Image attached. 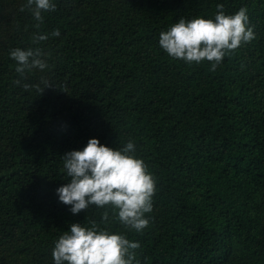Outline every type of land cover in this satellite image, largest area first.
<instances>
[{
	"label": "trees",
	"instance_id": "1",
	"mask_svg": "<svg viewBox=\"0 0 264 264\" xmlns=\"http://www.w3.org/2000/svg\"><path fill=\"white\" fill-rule=\"evenodd\" d=\"M55 2L36 21L25 0H0V264H53L74 222L138 242V264H264V0ZM217 3L245 7L256 35L214 71L159 46L181 17L214 19ZM16 47L41 48L50 67L20 77ZM43 80L53 86L40 93ZM90 137L132 140L155 177L141 232L109 206L73 214L57 199L62 156Z\"/></svg>",
	"mask_w": 264,
	"mask_h": 264
},
{
	"label": "clouds",
	"instance_id": "2",
	"mask_svg": "<svg viewBox=\"0 0 264 264\" xmlns=\"http://www.w3.org/2000/svg\"><path fill=\"white\" fill-rule=\"evenodd\" d=\"M24 7L36 21H42V12L53 11L57 5L55 0H25ZM216 8L219 11L214 19L181 17L159 33V46L171 58L188 64L207 60L209 70L214 71L231 50L250 42L256 35L245 7L232 14L223 11L222 3H217ZM60 34L57 28L51 33H36L32 39L39 42ZM9 55L17 62L15 71L20 77L33 69L43 71L50 67L47 54L39 47H16ZM15 82L21 83L20 79ZM42 83L40 93L45 87L53 86L47 80ZM29 86L23 84L25 89ZM136 151L132 140L121 148H114L101 143L97 137L88 138L82 148L69 150L62 156L68 179L55 189L57 199L68 205L73 214L92 205L109 206L116 210L123 225L141 232L150 222L145 214L153 209L156 180ZM107 217L105 211L102 219L107 220ZM138 247V242L130 241L121 233L95 224L86 227L74 222L54 242L52 258L53 264H138L132 251Z\"/></svg>",
	"mask_w": 264,
	"mask_h": 264
}]
</instances>
